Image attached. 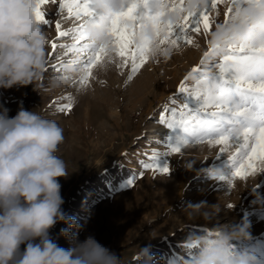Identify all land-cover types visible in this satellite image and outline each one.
<instances>
[{"label": "rangeland", "instance_id": "374dc122", "mask_svg": "<svg viewBox=\"0 0 264 264\" xmlns=\"http://www.w3.org/2000/svg\"><path fill=\"white\" fill-rule=\"evenodd\" d=\"M60 3L46 0L40 7L49 21L44 25L48 64L37 92L31 85L0 89V109H8L9 116H15L21 107L33 110L64 129L65 142L59 155L71 173L60 180L63 209L84 225L80 239L93 235L118 253L123 264H133L134 253L147 243L175 262L183 259L180 242L186 232L214 226L204 221L188 222L179 208L186 201L206 200L210 204L219 202L224 210L215 224L241 218L251 222L252 237L239 246L253 253L257 264H264V164L257 162L256 171L243 179L234 176L232 158H239L243 150L242 130L227 144H217L216 138L191 136L187 143L180 144L181 129L167 126V122L179 120L182 113L188 117L195 106L194 97L180 93L179 88L184 83L189 92L195 89L192 69L199 67L210 51L209 41L216 26L226 21L225 4L221 2L209 13L207 34H192L194 43L181 41L167 57H150L131 78L130 65L119 67L120 57L113 54L114 61H101L87 82H81L78 71L70 84L49 87L48 78L66 74L63 65L72 59L61 46L73 41L59 36L57 23L60 31H69L82 22ZM185 103L188 109L183 107ZM68 104L70 110L64 108ZM150 133H158L160 139L143 145ZM173 145L180 147L179 153H171ZM151 152L158 154L157 161L151 159ZM155 162L161 167L167 165L169 173L143 167ZM188 162L194 165L190 170L184 166ZM63 227L58 223L51 235L60 246L68 247L59 235Z\"/></svg>", "mask_w": 264, "mask_h": 264}, {"label": "clouds", "instance_id": "9594fccd", "mask_svg": "<svg viewBox=\"0 0 264 264\" xmlns=\"http://www.w3.org/2000/svg\"><path fill=\"white\" fill-rule=\"evenodd\" d=\"M126 4L127 0H95L94 8L108 16L122 11ZM38 5L39 0H0V89L31 85L38 90L48 64V34L37 22ZM262 14L264 0L241 16L259 23L264 21ZM86 34L98 45H110L111 38L102 25H88ZM227 35L230 33L221 39ZM253 44L259 46L260 38ZM114 51L109 46V52ZM77 75L74 69L54 74L48 78L49 87H63ZM8 111L0 109V264H123L118 253L93 235L81 240L84 225L63 209L60 180L71 173L59 155L64 129L33 110L21 107L15 116H9ZM184 166L190 170L194 165L188 162ZM179 211L188 222L214 226L186 232L180 242L183 259L175 264H257V257L239 246L252 237L247 218L215 224L224 210L219 202L206 200L186 201ZM58 223L65 225L59 235L68 247L60 246L51 235ZM133 264L173 262L147 243L134 253Z\"/></svg>", "mask_w": 264, "mask_h": 264}, {"label": "snow or ice", "instance_id": "6c2138e0", "mask_svg": "<svg viewBox=\"0 0 264 264\" xmlns=\"http://www.w3.org/2000/svg\"><path fill=\"white\" fill-rule=\"evenodd\" d=\"M221 2L226 6L227 19L216 26L209 41L210 51L204 54L200 66L192 69L196 87L189 92L182 83L179 88L180 93L188 92L189 97H194L195 106L188 117L182 113L179 120L167 122V126L181 129L180 144L187 143L189 136L216 138L217 144H227L242 130L243 150L239 158L233 157L232 161L234 176L243 179L256 171L257 162L264 164V21L253 23L241 16L261 0H127L122 11L108 16L96 11L95 0H71L70 3L61 0L60 7H67L69 13L82 22L69 31H60L59 23L56 27L60 37H70L73 41L71 45L61 46L66 49L65 54L72 55L63 67L79 71L81 82H87L92 69L101 61H114L109 46L120 57L119 67L130 65L131 78L150 57H167L181 41L194 43L192 34H207L209 13ZM44 3L46 0H39L35 14L38 23L47 25L49 21L40 10ZM88 25L104 26L106 35L111 38L110 45L101 46L90 40L86 34ZM226 33L230 35L221 39ZM258 37L260 44L254 46L253 41ZM164 45L168 47H162ZM52 47L57 45L52 44ZM85 55L87 58L82 61L80 58ZM64 78L68 79L66 75ZM183 107L188 109L189 104ZM64 108L70 110L71 104ZM210 108L218 111H208ZM171 111L175 116L176 109ZM161 122H166L163 117ZM170 151L179 153L180 147L170 146ZM157 157L154 153L151 159L157 161ZM143 167L162 174L170 171L167 165L161 167L157 162L145 163Z\"/></svg>", "mask_w": 264, "mask_h": 264}, {"label": "bare ground", "instance_id": "6f19581e", "mask_svg": "<svg viewBox=\"0 0 264 264\" xmlns=\"http://www.w3.org/2000/svg\"><path fill=\"white\" fill-rule=\"evenodd\" d=\"M157 134H158V133H157ZM157 134L150 133V134L148 135V136H149L148 140H146V142H144L143 145H150L151 142L157 140V139L159 138V136H158ZM159 139H160V138H159ZM153 154H154V153L151 152V153H150V157H152Z\"/></svg>", "mask_w": 264, "mask_h": 264}]
</instances>
